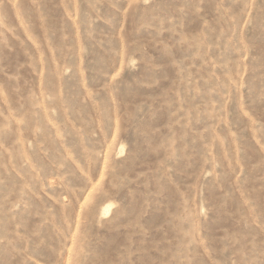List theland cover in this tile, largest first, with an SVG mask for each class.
<instances>
[{"label":"rangeland","instance_id":"1","mask_svg":"<svg viewBox=\"0 0 264 264\" xmlns=\"http://www.w3.org/2000/svg\"><path fill=\"white\" fill-rule=\"evenodd\" d=\"M0 264H264V0H0Z\"/></svg>","mask_w":264,"mask_h":264}]
</instances>
